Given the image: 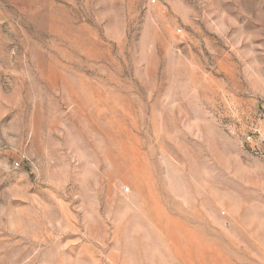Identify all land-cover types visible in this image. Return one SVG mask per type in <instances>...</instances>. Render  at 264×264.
<instances>
[{"label":"rangeland","instance_id":"1","mask_svg":"<svg viewBox=\"0 0 264 264\" xmlns=\"http://www.w3.org/2000/svg\"><path fill=\"white\" fill-rule=\"evenodd\" d=\"M0 264H264V0H0Z\"/></svg>","mask_w":264,"mask_h":264},{"label":"built area","instance_id":"2","mask_svg":"<svg viewBox=\"0 0 264 264\" xmlns=\"http://www.w3.org/2000/svg\"><path fill=\"white\" fill-rule=\"evenodd\" d=\"M16 166H17V164H16Z\"/></svg>","mask_w":264,"mask_h":264}]
</instances>
